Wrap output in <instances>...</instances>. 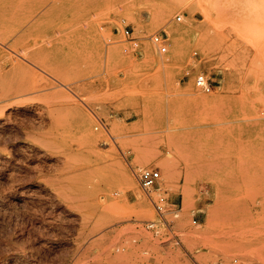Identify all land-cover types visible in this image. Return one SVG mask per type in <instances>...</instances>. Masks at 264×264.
Listing matches in <instances>:
<instances>
[{"label": "rangeland", "instance_id": "374dc122", "mask_svg": "<svg viewBox=\"0 0 264 264\" xmlns=\"http://www.w3.org/2000/svg\"><path fill=\"white\" fill-rule=\"evenodd\" d=\"M2 17L0 264H264V0H0Z\"/></svg>", "mask_w": 264, "mask_h": 264}, {"label": "built area", "instance_id": "2783aa9c", "mask_svg": "<svg viewBox=\"0 0 264 264\" xmlns=\"http://www.w3.org/2000/svg\"><path fill=\"white\" fill-rule=\"evenodd\" d=\"M177 21H181V18L178 17ZM125 36L130 40V42L134 45V47L137 46L136 40L131 36L130 31H125ZM153 42L155 45L159 47V50L161 52H165L167 50V39L163 35H155L153 37ZM196 86L202 89L205 92H210L213 89V83H210L209 80L206 79L204 74H200L196 78ZM160 180V172L154 169H143L140 171L138 175V183L143 191L146 193H149L153 189H156V187L159 184ZM164 198H160L158 202H154L155 210L159 215H162L164 207L160 205L162 202H164ZM195 222V221H194Z\"/></svg>", "mask_w": 264, "mask_h": 264}, {"label": "crops", "instance_id": "0c3cea01", "mask_svg": "<svg viewBox=\"0 0 264 264\" xmlns=\"http://www.w3.org/2000/svg\"><path fill=\"white\" fill-rule=\"evenodd\" d=\"M203 217V213L202 212H199L196 214V218L199 220ZM196 222V221H195Z\"/></svg>", "mask_w": 264, "mask_h": 264}, {"label": "bare ground", "instance_id": "6f19581e", "mask_svg": "<svg viewBox=\"0 0 264 264\" xmlns=\"http://www.w3.org/2000/svg\"><path fill=\"white\" fill-rule=\"evenodd\" d=\"M3 17L2 18H0V23H3ZM11 256H12V253H11ZM16 256V255H15Z\"/></svg>", "mask_w": 264, "mask_h": 264}]
</instances>
